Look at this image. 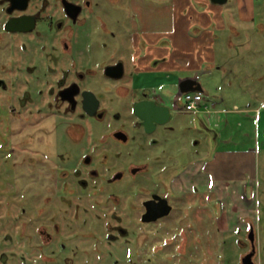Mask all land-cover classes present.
Returning a JSON list of instances; mask_svg holds the SVG:
<instances>
[{
    "label": "flooded vegetation",
    "instance_id": "obj_1",
    "mask_svg": "<svg viewBox=\"0 0 264 264\" xmlns=\"http://www.w3.org/2000/svg\"><path fill=\"white\" fill-rule=\"evenodd\" d=\"M183 8L0 0V264H230L232 237L238 264H258L250 182L220 169L208 117L184 108Z\"/></svg>",
    "mask_w": 264,
    "mask_h": 264
},
{
    "label": "rangeland",
    "instance_id": "obj_2",
    "mask_svg": "<svg viewBox=\"0 0 264 264\" xmlns=\"http://www.w3.org/2000/svg\"><path fill=\"white\" fill-rule=\"evenodd\" d=\"M184 13L186 16L195 14L198 17L199 2L201 0H184ZM264 1V0H263ZM261 1L263 4L264 2ZM230 4L232 1L230 0ZM229 3L227 5L229 6ZM170 6V4H169ZM196 9V10H195ZM171 10L169 9L168 15L171 19ZM257 18L256 21L250 22L252 32V41L243 36L245 32V23L226 22V28L223 31H218L219 40L216 43L217 58L216 61L210 62L204 60L199 68L196 70H184L183 75L194 74L196 80L202 85L204 89L203 103L208 105L211 110L210 113H204L209 120V125L212 130H218L217 114L212 112L218 108H232L237 104L240 108H258L256 114L257 123L260 126L261 139L264 140V33L258 34L256 31L258 23L263 19ZM244 24V25H243ZM231 25L236 26L241 30V35L238 36L232 32ZM195 27L196 25H192ZM233 41L237 47H242V55L237 56V50L230 45ZM221 65V69H217ZM204 109H207L205 106ZM203 108L199 110V113ZM213 132V131H212ZM212 142L208 154L215 153L217 137L214 132L212 133ZM200 148H204L203 144ZM207 150L201 149L200 158L206 156ZM251 165L249 166L250 172L245 174L246 180L249 183V196L254 199L252 218L256 225L261 230L262 237L264 238V147L258 146L255 157L251 156ZM241 169V168H240ZM232 176V175H231ZM239 175L232 176L237 178ZM261 250L258 256V264H264V242L261 243ZM227 253L231 255L230 264H236L239 261L240 244L235 237L227 240L226 243ZM230 251V252H229ZM229 263V262H228ZM227 263V264H228Z\"/></svg>",
    "mask_w": 264,
    "mask_h": 264
},
{
    "label": "crops",
    "instance_id": "obj_3",
    "mask_svg": "<svg viewBox=\"0 0 264 264\" xmlns=\"http://www.w3.org/2000/svg\"><path fill=\"white\" fill-rule=\"evenodd\" d=\"M256 7L254 0H238L240 14L238 21L242 24L244 21L252 19ZM228 10L227 3L218 4L210 0H203L199 2L198 17L195 14L191 16L185 14L181 20L184 35V55L187 56L190 50L196 49L194 70L199 68L204 60L216 61V43L220 38L218 31L225 30L226 22L230 23L232 21ZM193 24L196 26L193 27ZM260 28L264 30V25H261ZM189 30L194 31L192 43L189 41ZM236 30H238L236 35L240 36L241 30L238 28ZM233 47L237 50V56H241L243 46L237 47L235 44ZM189 67L187 64L183 66L184 70L189 69ZM221 68L222 66L218 65L217 69ZM192 80L195 83L194 88L197 87L198 90L204 93L202 85L196 80L195 76ZM205 106L207 109H204ZM202 108L201 113L203 115L204 113H210L211 108L208 105L203 103ZM257 111L258 108H240L237 104H234L232 108H218L211 111V113L214 112L218 115L219 127L218 130H213L215 137L218 138L215 144L218 164L222 166L220 169H223L227 174L234 175V177L237 175L245 176L250 172L251 156L255 157L258 146L264 147V140L261 139L260 135V126L256 120ZM208 120L210 119L208 118Z\"/></svg>",
    "mask_w": 264,
    "mask_h": 264
},
{
    "label": "built area",
    "instance_id": "obj_4",
    "mask_svg": "<svg viewBox=\"0 0 264 264\" xmlns=\"http://www.w3.org/2000/svg\"><path fill=\"white\" fill-rule=\"evenodd\" d=\"M204 100L203 91H186L184 93V108L186 110L199 111Z\"/></svg>",
    "mask_w": 264,
    "mask_h": 264
},
{
    "label": "water",
    "instance_id": "obj_5",
    "mask_svg": "<svg viewBox=\"0 0 264 264\" xmlns=\"http://www.w3.org/2000/svg\"><path fill=\"white\" fill-rule=\"evenodd\" d=\"M213 3H218V4H223V3H225L227 0H211ZM199 88H187V89H185V92L186 91H192V90H198Z\"/></svg>",
    "mask_w": 264,
    "mask_h": 264
}]
</instances>
